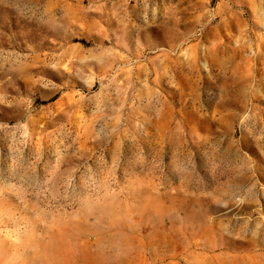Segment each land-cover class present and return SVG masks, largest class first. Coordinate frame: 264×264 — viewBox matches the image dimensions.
I'll use <instances>...</instances> for the list:
<instances>
[{
    "label": "rangeland",
    "instance_id": "1",
    "mask_svg": "<svg viewBox=\"0 0 264 264\" xmlns=\"http://www.w3.org/2000/svg\"><path fill=\"white\" fill-rule=\"evenodd\" d=\"M0 264H264V0H0Z\"/></svg>",
    "mask_w": 264,
    "mask_h": 264
}]
</instances>
